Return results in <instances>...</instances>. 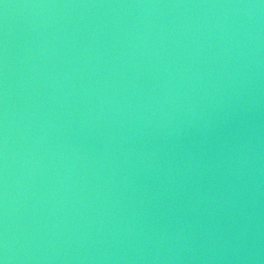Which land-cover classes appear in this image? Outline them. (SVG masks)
Segmentation results:
<instances>
[{"label":"water","instance_id":"water-1","mask_svg":"<svg viewBox=\"0 0 264 264\" xmlns=\"http://www.w3.org/2000/svg\"><path fill=\"white\" fill-rule=\"evenodd\" d=\"M0 264H264V0H0Z\"/></svg>","mask_w":264,"mask_h":264}]
</instances>
